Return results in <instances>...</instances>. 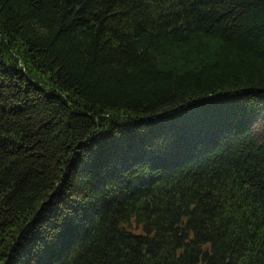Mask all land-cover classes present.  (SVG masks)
<instances>
[{
	"label": "trees",
	"instance_id": "16d2710c",
	"mask_svg": "<svg viewBox=\"0 0 264 264\" xmlns=\"http://www.w3.org/2000/svg\"><path fill=\"white\" fill-rule=\"evenodd\" d=\"M264 0H0V264H264Z\"/></svg>",
	"mask_w": 264,
	"mask_h": 264
},
{
	"label": "rangeland",
	"instance_id": "374dc122",
	"mask_svg": "<svg viewBox=\"0 0 264 264\" xmlns=\"http://www.w3.org/2000/svg\"><path fill=\"white\" fill-rule=\"evenodd\" d=\"M252 130L257 139L264 138V114H259L253 119Z\"/></svg>",
	"mask_w": 264,
	"mask_h": 264
}]
</instances>
